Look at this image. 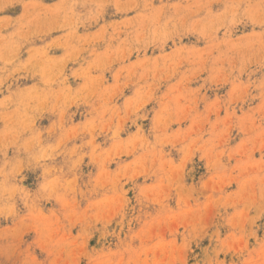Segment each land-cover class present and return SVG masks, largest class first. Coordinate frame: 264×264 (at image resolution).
<instances>
[{"label": "clouds", "instance_id": "1", "mask_svg": "<svg viewBox=\"0 0 264 264\" xmlns=\"http://www.w3.org/2000/svg\"><path fill=\"white\" fill-rule=\"evenodd\" d=\"M0 264H264V0H0Z\"/></svg>", "mask_w": 264, "mask_h": 264}, {"label": "rangeland", "instance_id": "2", "mask_svg": "<svg viewBox=\"0 0 264 264\" xmlns=\"http://www.w3.org/2000/svg\"><path fill=\"white\" fill-rule=\"evenodd\" d=\"M29 186H32L31 184Z\"/></svg>", "mask_w": 264, "mask_h": 264}]
</instances>
